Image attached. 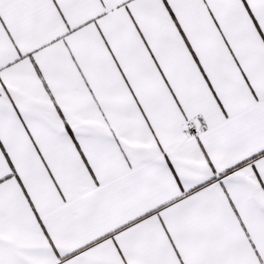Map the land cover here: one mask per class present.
I'll return each mask as SVG.
<instances>
[{
  "label": "snow or ice",
  "instance_id": "1",
  "mask_svg": "<svg viewBox=\"0 0 264 264\" xmlns=\"http://www.w3.org/2000/svg\"><path fill=\"white\" fill-rule=\"evenodd\" d=\"M0 264H264V0H0Z\"/></svg>",
  "mask_w": 264,
  "mask_h": 264
}]
</instances>
